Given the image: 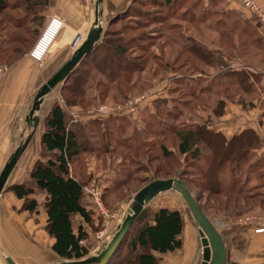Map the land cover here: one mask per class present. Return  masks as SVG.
<instances>
[{"label":"rangeland","instance_id":"1","mask_svg":"<svg viewBox=\"0 0 264 264\" xmlns=\"http://www.w3.org/2000/svg\"><path fill=\"white\" fill-rule=\"evenodd\" d=\"M36 1L43 3L45 0H5L6 6L0 11V69L10 70L22 60L30 59L34 69L38 70V91L52 78L51 74L67 62L68 55L58 53L48 57L47 54L42 62L30 58L49 23L44 18L48 4L34 9L32 5ZM110 30L113 39L134 42L128 56L140 69L131 76L121 74L118 85L90 63L84 67L90 70V76L76 105L67 107L62 84L45 100L39 115L45 125L54 103H58L70 114L77 109L84 116L111 120L106 128L98 124V127H85L80 122L86 128L94 150L81 155L71 167L72 175L84 184L83 202L94 218L83 225L88 233L82 244L89 251L86 258L102 250L121 223L133 197L157 179L185 177L206 215L216 227L225 230L228 248L233 241L229 236L232 222L257 231L258 223L264 224V155L259 158L253 153L264 145L259 136V146L248 154L235 173L231 165L221 170L218 179L223 192L212 179H204L201 173L212 157L204 145L202 150L206 154L198 158L184 159L173 152L172 156L166 157L163 151L178 152L176 129L196 123L220 124L222 121H216L226 115L229 104H233L229 110L232 113L239 106L242 107L240 110L252 109L254 101L260 102L264 110V73H258L264 71L262 24L238 0H180L174 6L166 5L164 0H133L127 13ZM246 68L257 72L252 73L257 74V78L254 75L241 84L243 78L238 73L251 74ZM8 72H0V75ZM130 102L135 103L133 112L128 110ZM119 109L124 112H116ZM114 117L120 120L119 124L115 123ZM260 117L264 118V113ZM30 132L28 126L17 144L23 143ZM33 157L36 161L42 159L41 141L36 139L30 143L15 172H22ZM91 162H97V166L88 171ZM13 177L11 175L5 187L6 195ZM92 183L102 188L101 200L107 217L95 208L92 195L88 193ZM233 183L236 188L229 190ZM212 187L216 191H210ZM36 197L45 212L46 195L39 191ZM164 206L181 213L185 228L190 226L195 239L189 246L182 238L181 250L156 254L157 264H201L203 246L199 228L184 200L178 194L165 193L146 209L151 213ZM258 207L263 210L257 211ZM248 218L253 220L252 224ZM73 222L76 230L82 226L75 217ZM136 229L134 225L109 264H125L126 244ZM104 231L103 236H98ZM185 247L190 251L186 252Z\"/></svg>","mask_w":264,"mask_h":264},{"label":"trees","instance_id":"2","mask_svg":"<svg viewBox=\"0 0 264 264\" xmlns=\"http://www.w3.org/2000/svg\"><path fill=\"white\" fill-rule=\"evenodd\" d=\"M179 1L164 0V3L174 6ZM47 4L48 0L43 3L36 1L32 7L36 9L41 5L47 6ZM5 6V0H0V11ZM126 13L127 11L118 14L109 22L96 49L82 60L63 84L61 89L66 93L63 99L68 108L76 105L77 97L85 92V84L89 79L90 70L84 69V67L90 63L100 74L106 75L114 84L118 83V85L121 84L119 82L121 74L131 76L133 72L140 69L138 63L128 56L129 48L134 42H124L119 40L120 38L115 40L111 35L110 28ZM202 57L203 59L208 58L207 56ZM254 75L238 73V76L243 78L241 84L245 79ZM247 88L251 91V86ZM219 115L221 116V114ZM174 134L180 140L179 152L181 154L188 153L196 157V152L199 150L196 147L200 143L210 150L212 157L207 162L206 170L201 173L204 179H212L219 187L218 190L222 192L224 188L218 179L221 170L226 165H231L232 171L235 173L237 167L247 159L248 154L260 144L257 134L251 130L245 131L231 140H227L221 133L212 132L197 125L181 127L174 130ZM41 145L42 159L35 162L30 180L26 183L11 185L8 189L18 199L25 201L24 210L31 213L38 209V202L32 196L36 191L44 192L46 194V229L54 239L52 250L63 260H83L89 255L87 248L82 245V242L87 240L88 233L83 226L76 230L73 218L80 216L87 224L94 221V218L83 202L84 184L72 175L71 167L81 155L91 153L94 149L91 147L83 124L58 103L54 104L45 119V131L42 135ZM163 153L166 157L172 156V153L167 150H164ZM180 179L188 184L185 177H180ZM234 183L229 186V190L236 188ZM203 187L206 188V185ZM210 191H216L215 187H212ZM240 192L242 191L240 190ZM135 227H137L135 233L130 236L126 244L128 253L123 261L125 264H157L156 254L174 253L183 247L181 236L184 230V221L181 213L177 210L161 208L157 212L150 213L145 209L135 223Z\"/></svg>","mask_w":264,"mask_h":264},{"label":"crops","instance_id":"3","mask_svg":"<svg viewBox=\"0 0 264 264\" xmlns=\"http://www.w3.org/2000/svg\"><path fill=\"white\" fill-rule=\"evenodd\" d=\"M132 1L104 0L102 7L104 31L115 16L128 10ZM257 1L264 8V0ZM95 2L96 0H48V7L44 14L45 21L50 20L53 16H57L65 24L54 43L55 28L47 34L41 45L42 49H47L52 44V47L48 48L51 49L48 57H53L54 54L58 53H66L68 57L65 61L71 58L76 47L85 40L92 26L95 14ZM79 38L82 39L79 40ZM75 43L77 46L74 48L73 45ZM33 64L30 59L22 60L10 70L5 69L0 71L1 73L9 71L4 75H0V174L5 166L6 158H9L14 153L19 146L17 144L18 141L22 140L24 133L28 129L26 118L34 97L31 98V96L37 92L39 82L37 79L38 70L36 67L34 69ZM247 71L251 73L250 75L254 72L251 68H248ZM258 73H264V71ZM51 75L53 76L54 74ZM252 104L254 107L250 110L247 108L240 110L239 108L242 107L239 106V108L233 109V113L229 111L233 104H229L226 115L216 121L222 122L216 124V126L200 123L192 125L206 126L207 130L221 133L227 140H231L233 137L251 130L261 138V141H264V123L262 122L264 118L260 117L264 113V110H262L261 103L258 101H254ZM77 111L75 109L71 114L77 121L83 123L85 127H95L98 124L100 127L106 128L107 124L111 123V120L104 117L94 118L84 116ZM114 120L115 123H120L117 117H114ZM130 120L132 121V119ZM44 131V121H41L33 140L36 139L40 142ZM89 140L91 141L90 137ZM178 143V152L172 149L167 151L179 154L184 159L190 158L192 155L188 153L181 154L179 152L180 140ZM202 145L200 143L196 147L199 148L195 155L197 158L202 154L204 156L206 154L202 150ZM253 153L258 154L259 158L262 157L264 155V145ZM23 156L16 168L21 163ZM33 158L27 166H24L22 172H15V168L14 174L12 173V177L13 175L14 177L11 185L26 183L30 180V174L36 161V158ZM102 162L101 160V165ZM96 163L91 162L88 171L95 170ZM7 193L6 195L4 191L0 198V264H7L6 258L13 259L17 264H60L61 259L52 250L54 239L48 234L46 229V212L42 211L39 202L37 211L31 213L24 210V200L18 199L12 191ZM42 193L45 194L44 192ZM32 197L37 200L36 193ZM161 208L170 209L166 206ZM161 208L153 210V212H157ZM256 210L262 211L263 209L262 207H258ZM75 218L82 222V226L86 225L80 216H75ZM217 229L225 238V230H220L218 227ZM229 236L233 240L229 245L230 260L232 262L236 264L264 263V232L257 233L254 228L242 227L232 222L229 225Z\"/></svg>","mask_w":264,"mask_h":264},{"label":"water","instance_id":"4","mask_svg":"<svg viewBox=\"0 0 264 264\" xmlns=\"http://www.w3.org/2000/svg\"><path fill=\"white\" fill-rule=\"evenodd\" d=\"M103 3L104 0H96L95 2L94 21L85 40L76 47L71 58L34 96L26 118V123L31 128V132L24 142L16 148L0 174V198L17 164L30 146L39 128L41 121L39 115L45 100L58 86L67 81L82 60L92 54L100 43L104 33ZM165 193H175L181 196L194 221L200 228L203 246V261L201 264H236L230 260V250L224 237L201 208L188 184L178 178L154 180L137 192L127 207L121 223L116 227L111 239L99 253L83 260H65L60 262V264H109L144 210L155 199ZM6 263L17 264L11 258H6Z\"/></svg>","mask_w":264,"mask_h":264},{"label":"built area","instance_id":"5","mask_svg":"<svg viewBox=\"0 0 264 264\" xmlns=\"http://www.w3.org/2000/svg\"><path fill=\"white\" fill-rule=\"evenodd\" d=\"M238 2L242 5V7L249 12L251 15H253L255 18H257V20L262 24V26L264 27V8L257 2V0H238ZM64 21L57 17V16H53L50 18L48 25L46 26V29L44 30V32L42 33L39 41L37 42V44L35 45V47L33 48L32 52L30 53V58L35 61V62H42L44 60V58L46 57V55L49 53L50 50H48V52H44L41 50V45L43 44L47 34L52 30V29H56V35L54 38V42L55 40L58 38V36L60 35V33L62 32L63 28H64ZM82 38H79V40H81ZM75 45V46H74ZM73 46L76 47L77 44L75 43ZM0 71H2V69H0ZM133 102H130L128 105V110H130V112H133V107H134ZM104 109H101V112H103ZM116 112H124V110H117ZM103 114H106L105 112ZM88 193L90 195H92V199H93V203L94 206H96L95 208L98 209V211L100 210L102 212L103 215H106L107 217V212L102 204V200L101 198L103 197V192H102V188L100 187V185L96 184V183H92L91 187L88 188ZM247 221H249L250 224H252V219L248 218ZM257 232H264V224H260L258 223V228H257ZM105 233L104 232H100V234L98 236H103ZM84 242H82L83 244Z\"/></svg>","mask_w":264,"mask_h":264},{"label":"bare ground","instance_id":"6","mask_svg":"<svg viewBox=\"0 0 264 264\" xmlns=\"http://www.w3.org/2000/svg\"><path fill=\"white\" fill-rule=\"evenodd\" d=\"M57 32V31H56ZM55 35H56V33H55ZM55 35H54V37H55ZM53 43H54V41H53ZM50 45V44H49ZM52 45V44H51ZM50 45V47H52ZM49 46H48V48H50ZM45 49V48H41V50L42 51H44V52H48V50H51V49ZM50 52V51H49ZM11 157V156H10ZM182 198V197H181ZM183 199V198H182ZM189 225V224H188ZM199 228V227H198ZM199 233H200V228H199ZM201 236V235H200ZM195 237V236H194ZM193 237V231H192V229H190V226H189V228H187V226H186V228H184V232H183V237L182 238H184V241H185V243L186 244H188L189 246H191V243H192V241L195 239ZM201 243H202V238H201ZM186 248V247H185ZM187 248L189 249V247L187 246ZM186 248V252H189L190 250H188Z\"/></svg>","mask_w":264,"mask_h":264}]
</instances>
